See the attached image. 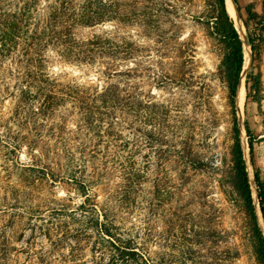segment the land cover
Returning <instances> with one entry per match:
<instances>
[{
  "label": "rangeland",
  "instance_id": "obj_1",
  "mask_svg": "<svg viewBox=\"0 0 264 264\" xmlns=\"http://www.w3.org/2000/svg\"><path fill=\"white\" fill-rule=\"evenodd\" d=\"M102 1L109 4L103 21L77 27L75 38L121 45L108 56L131 72L125 88H118L126 103L112 108L110 95L101 100L116 83L102 73L108 57L68 62L48 47L46 72L85 85L80 95L87 103L117 119L89 118V110L66 97L52 118L36 121L31 112L40 106L33 101L42 99L38 89L17 79L16 63L12 73L0 71V142L11 144L0 147V205L9 209L0 212V224H15L7 229L10 264H125L112 261L101 223L132 239L153 264H258L246 216L228 187L234 117L218 77L220 47L196 18L208 0ZM263 1L238 0L236 12L230 0L248 52L237 119L264 230L254 180L255 168L264 180V52L261 109L247 97L245 82L253 67L246 7L254 3L262 14ZM245 122L258 138L252 156ZM58 171L66 176L55 178Z\"/></svg>",
  "mask_w": 264,
  "mask_h": 264
},
{
  "label": "trees",
  "instance_id": "obj_2",
  "mask_svg": "<svg viewBox=\"0 0 264 264\" xmlns=\"http://www.w3.org/2000/svg\"><path fill=\"white\" fill-rule=\"evenodd\" d=\"M41 1L46 4V8L42 10L39 7ZM233 3L239 9L238 0H233ZM108 8L107 1L102 0H0V71L12 73V66L16 63L17 79H23L24 85H30L38 89L42 99L40 100L35 96L33 101L39 103L40 106L33 107L31 112L32 118L36 121H46L52 118L56 105L58 102L65 101L66 97H69L73 102H79L83 109L89 110L91 112L89 118L90 116L93 118L95 113L113 119L115 117L114 114L100 112L95 105L87 103L84 95H80L86 93L88 88L85 85L64 83L47 74L45 51L48 47H52L68 62L76 61L91 64L94 63L97 57L103 56L112 59L106 62V70L102 73L106 78L116 79V83L110 84L104 89L101 100L107 102L106 98L110 95L108 99L113 103L112 108L126 103V97L121 95L118 88H120V85L125 88L129 82L131 72L128 68L118 64V58L113 59L108 56L111 55L114 49H122L121 45H116L109 39L77 40L75 38L74 31L77 27H93L102 22L103 17L107 15ZM246 13L253 24V29L247 37L253 66L246 75L247 97L261 109L263 82L260 62L264 52V11L262 14L257 13L254 3H250L246 7ZM196 18L204 25L207 37L214 41L221 50L218 77L227 89L228 101L232 107L234 117L233 145L231 148L232 168L229 174L228 187L246 216L256 261L258 264H264V230L259 223L254 204L241 139V129L236 112V101L245 62L244 43L235 26L233 17L227 10L225 0H208L205 10L200 12ZM123 48L122 53L125 52L126 44ZM121 91L124 92L125 89L122 88ZM115 118L117 119V117ZM244 126L249 153L252 156L258 138L252 133L247 122ZM33 143L37 149L40 141L38 139L33 140ZM10 145L7 141L0 142V147L8 148ZM40 147L45 150V146ZM37 168L44 169L45 166L37 165ZM62 173V171H58L54 173V177L64 178L66 175H62ZM254 180L261 219L264 225V180L258 168H255ZM8 187H10V184ZM0 207V212L6 215L9 209L2 208L1 205ZM14 226L15 224L12 226L0 224V239H2L0 243L2 245L0 247V264H10L11 251L14 248L12 247L9 250L6 245L11 240V235L7 232V229H12ZM97 228L104 236L103 239L112 244L114 253L112 261L125 264H153L145 254L140 252L136 247L137 244L132 239L118 237L104 223L97 224Z\"/></svg>",
  "mask_w": 264,
  "mask_h": 264
},
{
  "label": "bare ground",
  "instance_id": "obj_3",
  "mask_svg": "<svg viewBox=\"0 0 264 264\" xmlns=\"http://www.w3.org/2000/svg\"><path fill=\"white\" fill-rule=\"evenodd\" d=\"M227 1V6H228V11H229V13H230V15L232 16V17H236V15H235V13H234V11H233V9H232V6H231V3H230V0H226ZM231 2H232V4H233V6H234V3H233V1L231 0ZM234 9L236 10V8H235V6H234ZM236 12H237V10H236ZM248 54V52H245V55H247ZM245 89H244V87H243V85H242V83L240 84V87H239V91H238V96H237V99H238V104L240 105V107H241V105L243 104V101H244V98H245Z\"/></svg>",
  "mask_w": 264,
  "mask_h": 264
}]
</instances>
